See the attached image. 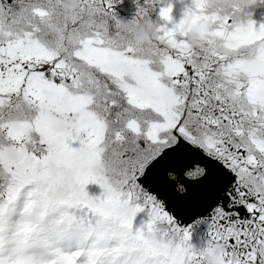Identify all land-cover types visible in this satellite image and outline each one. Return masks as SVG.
Wrapping results in <instances>:
<instances>
[{"label":"snow or ice","instance_id":"1","mask_svg":"<svg viewBox=\"0 0 264 264\" xmlns=\"http://www.w3.org/2000/svg\"><path fill=\"white\" fill-rule=\"evenodd\" d=\"M113 4L0 0V264H264V0Z\"/></svg>","mask_w":264,"mask_h":264},{"label":"clouds","instance_id":"2","mask_svg":"<svg viewBox=\"0 0 264 264\" xmlns=\"http://www.w3.org/2000/svg\"><path fill=\"white\" fill-rule=\"evenodd\" d=\"M62 7L66 12L72 13L82 10L81 0H62ZM91 15V13H89ZM128 27L131 40L137 46H147L156 38L157 32L154 22L151 19H143L137 22L128 21ZM202 24L190 25L189 47H199L203 39L202 32L205 31ZM162 242V238H161ZM150 245L158 243L157 236L153 235L149 241ZM225 247L223 244L217 243L207 245L203 249V264H224Z\"/></svg>","mask_w":264,"mask_h":264},{"label":"rangeland","instance_id":"3","mask_svg":"<svg viewBox=\"0 0 264 264\" xmlns=\"http://www.w3.org/2000/svg\"><path fill=\"white\" fill-rule=\"evenodd\" d=\"M166 3H171L173 6L172 19L174 23H179V21L183 18L184 12L187 7L191 6V0H165ZM163 5H157L155 11L151 12V19L157 23H165L159 17V8ZM113 13L116 17L124 22L130 21L137 13V4L136 0H114L113 4ZM253 18L258 22L264 20V6H260L254 8ZM99 189L95 186H90V192L94 194H99ZM178 224L181 227H188L185 224H182L180 220H178ZM197 223H191V240L190 243L197 250H201L206 246L207 242V233L206 230L202 229V227H207V223H199L200 229H196L194 231V226L196 227Z\"/></svg>","mask_w":264,"mask_h":264},{"label":"water","instance_id":"4","mask_svg":"<svg viewBox=\"0 0 264 264\" xmlns=\"http://www.w3.org/2000/svg\"><path fill=\"white\" fill-rule=\"evenodd\" d=\"M178 220H180L182 222V224H185V225H189L190 223H192L193 221H195L194 219L189 218V217L184 216V215H180L178 217Z\"/></svg>","mask_w":264,"mask_h":264},{"label":"flooded vegetation","instance_id":"5","mask_svg":"<svg viewBox=\"0 0 264 264\" xmlns=\"http://www.w3.org/2000/svg\"><path fill=\"white\" fill-rule=\"evenodd\" d=\"M192 223L195 224V221H193ZM196 229H200V224H196V227L194 226V231H195ZM202 229L206 230V233L208 232V228H207V227L204 226V227H202Z\"/></svg>","mask_w":264,"mask_h":264}]
</instances>
